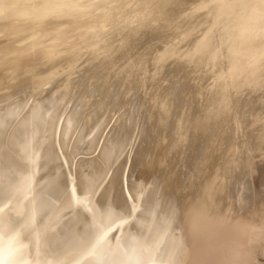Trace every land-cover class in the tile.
Returning <instances> with one entry per match:
<instances>
[{
	"label": "bare ground",
	"instance_id": "1",
	"mask_svg": "<svg viewBox=\"0 0 264 264\" xmlns=\"http://www.w3.org/2000/svg\"><path fill=\"white\" fill-rule=\"evenodd\" d=\"M98 230L261 264L264 0H0V249L94 264Z\"/></svg>",
	"mask_w": 264,
	"mask_h": 264
},
{
	"label": "snow or ice",
	"instance_id": "2",
	"mask_svg": "<svg viewBox=\"0 0 264 264\" xmlns=\"http://www.w3.org/2000/svg\"><path fill=\"white\" fill-rule=\"evenodd\" d=\"M36 220V213H33V217L30 221L31 225H35ZM111 231V230H109ZM109 232H105L102 230H98L95 234V237L93 239H89L87 241V251H86V257L94 258V264H142V261L138 257L135 256L136 249L133 247L131 254H125L129 256V259L127 261H111L107 259L104 256V250L105 246L107 244V237ZM20 236V233L16 234V238L18 239ZM23 246L18 248L16 251H22ZM14 253L10 252L8 254V257L6 258L5 253L3 249H0V264H21L20 261L11 262V257ZM178 250L176 252H173L167 261L161 262V264H179V261L177 259ZM85 264H88V261H85Z\"/></svg>",
	"mask_w": 264,
	"mask_h": 264
},
{
	"label": "rangeland",
	"instance_id": "3",
	"mask_svg": "<svg viewBox=\"0 0 264 264\" xmlns=\"http://www.w3.org/2000/svg\"><path fill=\"white\" fill-rule=\"evenodd\" d=\"M256 259L259 263L264 264V256H262L261 254H257Z\"/></svg>",
	"mask_w": 264,
	"mask_h": 264
}]
</instances>
